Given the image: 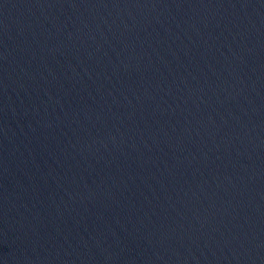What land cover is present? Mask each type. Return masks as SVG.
<instances>
[{"label":"water","instance_id":"water-1","mask_svg":"<svg viewBox=\"0 0 264 264\" xmlns=\"http://www.w3.org/2000/svg\"><path fill=\"white\" fill-rule=\"evenodd\" d=\"M0 264H264V0H0Z\"/></svg>","mask_w":264,"mask_h":264}]
</instances>
